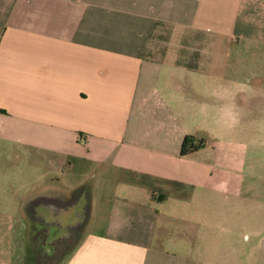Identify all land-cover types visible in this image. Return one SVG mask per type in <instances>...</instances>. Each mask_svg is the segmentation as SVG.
Instances as JSON below:
<instances>
[{
    "label": "crops",
    "instance_id": "obj_1",
    "mask_svg": "<svg viewBox=\"0 0 264 264\" xmlns=\"http://www.w3.org/2000/svg\"><path fill=\"white\" fill-rule=\"evenodd\" d=\"M247 40L264 0H0V264H210L172 232L200 226L171 223L169 189L211 179L203 127L235 112L229 50ZM33 166L50 169L36 190ZM29 195L54 214L41 239Z\"/></svg>",
    "mask_w": 264,
    "mask_h": 264
},
{
    "label": "rangeland",
    "instance_id": "obj_2",
    "mask_svg": "<svg viewBox=\"0 0 264 264\" xmlns=\"http://www.w3.org/2000/svg\"><path fill=\"white\" fill-rule=\"evenodd\" d=\"M229 51L230 78L244 91L235 112L220 116L219 128L210 131L203 127L210 143L201 158L208 159L205 163L213 175L202 188H170V194L180 196L171 197L168 208L173 211V225L196 222L200 226L196 235L179 227L172 232L193 236L198 254L210 264H264V41L247 40ZM41 168L28 169L26 183L32 190L42 185L35 182L36 177L50 171L46 166ZM18 169L13 166L11 176L18 174ZM12 186L14 199L19 200L17 186ZM82 195L83 189L78 188L74 214L81 220L88 215L80 211L81 205L90 201ZM23 199L28 212L22 218L28 223L29 237L35 232L38 238L52 234L44 223L55 220L54 214L44 211L42 198L37 202L33 195ZM64 216L60 214V219Z\"/></svg>",
    "mask_w": 264,
    "mask_h": 264
},
{
    "label": "trees",
    "instance_id": "obj_3",
    "mask_svg": "<svg viewBox=\"0 0 264 264\" xmlns=\"http://www.w3.org/2000/svg\"><path fill=\"white\" fill-rule=\"evenodd\" d=\"M193 140L190 138V137H187L183 143V148H182V155H185L186 154V151H187V147L188 145L192 142ZM202 142V141H200Z\"/></svg>",
    "mask_w": 264,
    "mask_h": 264
}]
</instances>
